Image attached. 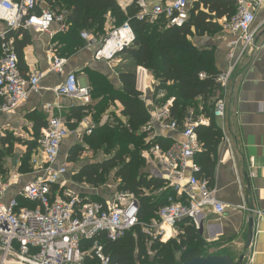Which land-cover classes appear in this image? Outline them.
<instances>
[{
    "label": "built area",
    "instance_id": "built-area-1",
    "mask_svg": "<svg viewBox=\"0 0 264 264\" xmlns=\"http://www.w3.org/2000/svg\"><path fill=\"white\" fill-rule=\"evenodd\" d=\"M41 3L42 0H0V21L6 25V29L0 31V115L15 109L29 94L38 93L44 74L21 73L7 31L34 28L48 32L54 22L59 23L60 30L68 26L65 11L40 7ZM262 3L264 0H235V13L224 26L232 36L227 52L228 65L214 76V86L219 89L226 87L240 58L253 46L257 34V28L253 27L254 13ZM136 5L139 20L162 18L168 26L180 27L188 18L187 0L154 4L137 0ZM81 36L89 37L87 32H82ZM133 39L128 22L112 27L98 41L94 58L111 60ZM66 63L67 59L60 54L52 53L49 57V69L55 73H63ZM199 77L203 79L206 74L201 72ZM52 91L57 96H67L82 103L90 101L89 87L81 85L74 73H68ZM164 93L165 90L155 91L157 97ZM173 100L174 97H170L158 105L142 129L147 133L149 145L145 177L159 180L160 184L144 187L141 192L155 196L166 193L156 218L147 223L139 222L138 196L119 188L111 197L102 200H82L67 190L54 195L51 185L66 173L67 166L55 168L53 164L69 128L60 115H51L38 139L43 176L25 183L19 195L7 202H2V198L9 183L0 177V264H110L103 253V239L116 240L137 225L141 226L150 245L155 241L164 242L167 228L171 237H176L180 223L185 220L184 225L191 226L202 236L205 212L208 210L219 216L225 212V205L217 198L216 190L197 175L199 166L194 159L201 151L195 129L198 125L207 126L209 119L188 112L179 122L170 116ZM224 112L225 101L217 98L212 116L220 118ZM167 132L176 133L180 139L167 140L162 145L159 138ZM32 161L35 163L36 159ZM148 253L151 258L153 252Z\"/></svg>",
    "mask_w": 264,
    "mask_h": 264
},
{
    "label": "crops",
    "instance_id": "crops-1",
    "mask_svg": "<svg viewBox=\"0 0 264 264\" xmlns=\"http://www.w3.org/2000/svg\"><path fill=\"white\" fill-rule=\"evenodd\" d=\"M52 1L42 0L40 7L52 5ZM132 1L117 0L123 10ZM145 1L154 4L170 0ZM187 1L190 7L192 0ZM254 15L253 27L257 28V34L253 46L245 51L240 58L226 87L218 88V92H221V97L218 98H223L225 101L224 115L214 118L212 116L213 107L211 110L210 116L221 129L222 137L215 152L211 154L215 165L213 181L209 185L216 190L217 198L225 205V212L219 216L207 210L203 219L202 232V237L212 248L208 255H229L235 261L243 255L244 264H264V3L255 10ZM227 22L228 20L225 18L219 19L218 23L221 25L219 31L214 34L194 35L191 38L193 44L198 48L212 50L214 65L218 72L224 71L228 65L227 52L232 36L224 28ZM112 25H115V21L108 12L105 15L101 33L95 32L94 34L88 30H81L77 34L72 31L69 23L64 30H60V25L56 22L52 23L48 32H40L34 28L7 31V39L11 38L12 45H14V41L16 44L22 45V59L20 63L18 62L21 73L23 75L33 72L44 74L39 82L38 93L29 94L27 99L15 109L0 115L1 149H3L2 147L8 148V143L2 144L1 142L3 137L11 138L12 146L19 143L18 146L22 150L28 147V145L23 146L22 135H27L25 140L29 141H33V138L37 137L36 145L30 143L29 155H32V160L36 159L34 169L25 170L18 164L19 159L17 160L16 155H13L12 159L5 158L4 161L2 159L0 165L2 166L3 163V167H1L0 173L3 171L4 180L9 183L2 202L17 197L25 183L43 176L41 147L38 139L46 125V120L51 115H60L69 128V134L62 141L58 157L53 164L55 168L65 164L67 171L59 177L57 182L52 183L53 194L58 196L67 190L76 193L82 200H102L111 197L119 188L121 179L118 176L115 182L109 180L105 184L100 183L97 186L75 180L79 169L87 165L101 163L108 158L92 160L76 157L72 155L75 143H72L73 141L68 143L66 140L70 135V130L74 135L73 139H77L81 135L92 136V133L98 128L104 125L109 126L114 118L116 119L113 121L116 122L113 125L117 124V120H119V125L127 128V118L121 114L120 102L108 100L102 104V96L90 95V101L82 103L80 100L67 96H57L52 91V88L58 85L68 73H74L83 86L89 87L91 78L98 77L108 84L109 90L121 91L119 71L126 60L125 58L119 60V57L124 56L123 52L117 53L111 60L94 58L98 41L106 35ZM5 29V23L0 21V31ZM82 32H87L89 37L83 38ZM52 53L60 54L67 59L63 73H55L49 69V57ZM155 85L156 81L151 73L142 66H137L135 88L141 93L140 98L150 116L158 105L171 97L165 98L166 91L164 96L157 97ZM196 100L199 103L197 112L189 109L186 113L193 112L194 115H203L210 122L211 118L201 112L200 97ZM83 105H90V108L81 112L78 108ZM198 111L200 112L198 113ZM78 115H81L79 120L76 118ZM148 121H150V117L134 132L136 135L144 133L142 136L144 145L148 144L147 133L142 129ZM7 134L9 135L7 136ZM10 134L13 135L10 136ZM175 139H180V137L174 132L164 133L159 138L163 143ZM148 146L141 150L143 158L141 174L143 173V175L146 174V168H148L146 161ZM72 156L74 158H71ZM78 158L80 161H77ZM196 158L197 154L194 159L196 160ZM246 179L249 183L248 202H246ZM248 205L252 209H249ZM249 217L254 219L253 238L250 247L244 249ZM249 259H251L250 263Z\"/></svg>",
    "mask_w": 264,
    "mask_h": 264
},
{
    "label": "trees",
    "instance_id": "trees-1",
    "mask_svg": "<svg viewBox=\"0 0 264 264\" xmlns=\"http://www.w3.org/2000/svg\"><path fill=\"white\" fill-rule=\"evenodd\" d=\"M136 1L133 0L125 10L119 6L117 0H53L52 5L49 6L56 11H65L67 23L77 34L81 30H88L94 34L95 32L101 33L105 15L108 12L115 21L112 27L126 21L133 31L134 39L123 51L126 62L121 65L119 71L121 91L109 90L106 82L94 77L91 78L89 93L91 96H102V104L108 100L112 102L116 100L122 106L121 114L127 118L128 126L122 128L121 133L116 137L115 144L124 147L130 144L133 145V149H127L130 158L118 167L117 176L121 179L119 189L133 192L138 196V219L139 222L147 223L156 218L157 209L164 203L166 193L152 196L141 192L143 187H157L160 181L149 180L143 173L141 174L143 166L141 150L148 144L144 145L142 141L144 133L136 135L134 132L149 119L150 115L140 98L141 93L135 88L136 67L142 66L151 73L156 81L155 91L165 90V98L174 97L170 107V116L179 122L189 109L198 110L199 103L196 99L200 97L201 112L209 116L211 120L207 126L198 125L195 129L201 146L195 162L199 166L197 175L203 177L211 185L215 165L211 154L215 152L222 132L210 115L214 100L221 97V92H218V87L214 86V76L218 71L214 65L212 50L198 48L191 38L194 35L214 34L219 31L221 25L218 20L222 18L229 20L235 13L236 4L235 0H192L187 20L182 26L176 27L168 26L162 18L150 22L139 20L136 17L138 12ZM14 42V50L20 63L22 45ZM201 72L206 74L203 79L199 77ZM88 108L90 105H83L78 110L82 112ZM76 118L79 120L81 115ZM117 121L120 124V121ZM99 136L97 131L91 138L96 143L110 144L115 134L107 133L103 139ZM1 142L2 144L8 143L9 150L12 148L11 138L3 137ZM158 142L164 145L162 140ZM30 150L31 146L28 145L27 156ZM121 151L119 149L115 157H110L101 163L82 167L76 173L75 180L93 186L102 183L104 175L118 162H122ZM1 161L2 152H0V164ZM1 167L0 165V169ZM184 223L186 220L180 223L179 232L175 237L180 242V247L185 250L184 260L197 255H208L203 249L206 245L205 239L191 226L184 225ZM163 239L168 240L164 237ZM102 242L103 253L109 258L110 264H135L136 259L139 260L146 255L145 247L148 238L141 226L137 225L116 240L104 238ZM164 243L155 241L149 246L148 249L153 252L150 262L171 263L166 256ZM148 257L142 264L149 263L147 262Z\"/></svg>",
    "mask_w": 264,
    "mask_h": 264
},
{
    "label": "rangeland",
    "instance_id": "rangeland-1",
    "mask_svg": "<svg viewBox=\"0 0 264 264\" xmlns=\"http://www.w3.org/2000/svg\"><path fill=\"white\" fill-rule=\"evenodd\" d=\"M123 58H124V56L121 55L119 57V60H121ZM111 108L113 109V106ZM192 110L195 113L197 112V110H195V109H192ZM114 119H116V118H114ZM113 120L109 123V126H107L111 130L106 128V125H104L102 129L98 128L96 131H94V132H97V131L99 132L100 139H103L107 133L115 134L114 140L110 144L101 143V142L96 143V141H94L91 138V135L90 136H82L81 135L77 139H73L74 135L71 134L72 133L71 130H70V135L66 140V142H68V143L70 141H73L72 143H75V147H73V154L72 155H74L76 157L77 156L82 157L83 159L89 158L92 160H102L106 157L107 158L115 157L117 151L119 149L122 150L121 151L122 162H118V164H116L113 168H111L109 170V172L106 175H104V177L102 179V183H104V184L106 182H108L109 180L114 181V182L116 181L117 171H118L119 165H122L123 162L127 161L130 158L129 154L127 153V149H130V150L133 149V145H130V144L128 146H125V147L115 144L116 143V137L121 133L123 125H119L118 123L113 125L116 122ZM93 133H92V135H93ZM8 135L9 134H7V136ZM11 135H13V134H10V136ZM16 136H18V135H16ZM22 137L24 138L23 146L30 145V143H34V145L37 144L36 143L37 137L33 138V141L32 140L31 141L25 140L27 135L26 136L22 135ZM18 145H19V143H17V145H13L10 150H9V148L8 149H5L4 147H2L3 149L0 148L1 149L0 152L2 151L3 161L5 158L12 159L13 155H16L17 160L19 159L18 164L21 165L25 170L34 169V162L31 159L32 155L27 156L26 155L27 149L23 148V150H22V148H20ZM21 153H22V155H21ZM77 161H80V159L78 158ZM2 167H3V163H2ZM0 177H2L3 179L5 178L3 171L0 173ZM164 242H165L164 244L166 245V250H165L166 256L168 257V259L171 262H180V261L184 260V258L186 257L185 256V254H186L185 250L182 247H180V242L175 237H171L169 240L164 241ZM146 244H147L145 247L146 255H143L142 258L139 260L136 259L135 264H142L143 262H145V260H146L145 258H147L150 255L149 253H147V251H150L148 249L150 244L148 242ZM203 249H204V253H206V254H209L212 251V248L208 246L207 242H206V245L203 247ZM147 260H148L147 262H150L149 260H151V258L148 257ZM233 261H235V260H233Z\"/></svg>",
    "mask_w": 264,
    "mask_h": 264
},
{
    "label": "water",
    "instance_id": "water-1",
    "mask_svg": "<svg viewBox=\"0 0 264 264\" xmlns=\"http://www.w3.org/2000/svg\"><path fill=\"white\" fill-rule=\"evenodd\" d=\"M246 202L247 196L249 194V183L246 179ZM249 209H252L250 205H248ZM253 226H254V219L249 217L247 220V229H246V238L244 249H248L250 247L252 238H253ZM244 256L241 255L237 261H233L229 255H205V256H193L190 259L183 260L180 262H171V263H156V262H149L146 264H243Z\"/></svg>",
    "mask_w": 264,
    "mask_h": 264
},
{
    "label": "bare ground",
    "instance_id": "bare-ground-1",
    "mask_svg": "<svg viewBox=\"0 0 264 264\" xmlns=\"http://www.w3.org/2000/svg\"><path fill=\"white\" fill-rule=\"evenodd\" d=\"M170 237H171V231L167 228V231H166L164 238L169 239Z\"/></svg>",
    "mask_w": 264,
    "mask_h": 264
}]
</instances>
